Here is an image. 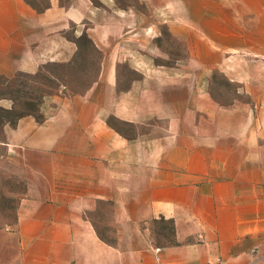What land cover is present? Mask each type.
<instances>
[{"label":"crops","instance_id":"crops-1","mask_svg":"<svg viewBox=\"0 0 264 264\" xmlns=\"http://www.w3.org/2000/svg\"><path fill=\"white\" fill-rule=\"evenodd\" d=\"M60 1L0 0L3 78L72 63L81 36L98 56L83 91L1 123L23 191L0 264H264V0ZM158 24L184 62L154 61Z\"/></svg>","mask_w":264,"mask_h":264},{"label":"rangeland","instance_id":"rangeland-1","mask_svg":"<svg viewBox=\"0 0 264 264\" xmlns=\"http://www.w3.org/2000/svg\"><path fill=\"white\" fill-rule=\"evenodd\" d=\"M26 1L41 9L47 4V0ZM66 1L61 0L60 3L65 4ZM116 1L120 7L132 6L142 13L147 12L139 0ZM92 2L95 5L100 4L99 0H92ZM72 31V24H67L64 34L72 38ZM156 31L158 32L156 42L159 45V50L154 61L168 65L178 61L184 62L187 57L184 41L174 39L164 24H158ZM77 41L81 53L76 55L70 64L46 63L37 74L20 73L10 79L0 76V137L1 123L8 119L14 120L17 115L30 111L40 118L38 109L42 97L48 93L58 92L61 89V82L66 83V90L69 93L81 92L91 83L96 73L98 56L91 49L87 38L81 36ZM213 80L219 89L223 88L227 91L232 89V86L219 72H213ZM110 121L123 131H132L131 127L121 122L113 119ZM5 159V157L0 158V238L8 230L10 231V227L13 225L17 197L23 191L21 172H18L14 165H9ZM93 218L101 229L99 233L110 241L113 235L108 224L107 207L103 206L100 213L93 215Z\"/></svg>","mask_w":264,"mask_h":264},{"label":"built area","instance_id":"built-area-1","mask_svg":"<svg viewBox=\"0 0 264 264\" xmlns=\"http://www.w3.org/2000/svg\"><path fill=\"white\" fill-rule=\"evenodd\" d=\"M155 250H159V248H155ZM190 264H227V262L225 261V259L217 256V257H214V258H210V259H207L205 261H202V262H194V263H190Z\"/></svg>","mask_w":264,"mask_h":264},{"label":"trees","instance_id":"trees-1","mask_svg":"<svg viewBox=\"0 0 264 264\" xmlns=\"http://www.w3.org/2000/svg\"><path fill=\"white\" fill-rule=\"evenodd\" d=\"M30 4V3H29ZM31 5V4H30ZM34 9H36L37 11H42L43 9H44V7H43V9H41V8H36V7H34L33 5H31ZM20 74V73H19ZM17 75H15V77H16ZM14 78V77H13ZM39 110V109H38ZM23 115H34L35 117H37L36 115H35V113L33 112V111H30V112H26V113H21V114H19V115H17L16 116V118L14 119V120H10V119H8V120H6L7 122H9V123H11V124H13L19 117H21V116H23ZM37 118H39V117H37Z\"/></svg>","mask_w":264,"mask_h":264}]
</instances>
